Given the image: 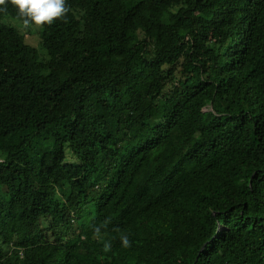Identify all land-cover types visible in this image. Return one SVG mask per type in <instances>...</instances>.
<instances>
[{
	"label": "trees",
	"instance_id": "16d2710c",
	"mask_svg": "<svg viewBox=\"0 0 264 264\" xmlns=\"http://www.w3.org/2000/svg\"><path fill=\"white\" fill-rule=\"evenodd\" d=\"M67 4L0 12V264H264V0Z\"/></svg>",
	"mask_w": 264,
	"mask_h": 264
},
{
	"label": "clouds",
	"instance_id": "9594fccd",
	"mask_svg": "<svg viewBox=\"0 0 264 264\" xmlns=\"http://www.w3.org/2000/svg\"><path fill=\"white\" fill-rule=\"evenodd\" d=\"M9 3L17 9L23 29H28L33 25L42 28L44 25H51L57 20L67 22V14L70 11L67 0H0V12H7ZM108 223L109 221L105 220L100 226H93L94 238L103 239L101 228L107 227ZM121 240L124 247L131 246L127 235L122 234ZM110 250L111 244L106 242L104 251Z\"/></svg>",
	"mask_w": 264,
	"mask_h": 264
},
{
	"label": "rangeland",
	"instance_id": "374dc122",
	"mask_svg": "<svg viewBox=\"0 0 264 264\" xmlns=\"http://www.w3.org/2000/svg\"><path fill=\"white\" fill-rule=\"evenodd\" d=\"M13 23L19 26L22 33L25 34L28 43L32 44L34 47L37 48V50H39L40 59L45 60L47 58V54L40 44L38 33L35 30L23 29L22 23L19 22L18 20L17 21L13 20ZM206 108L208 109V107Z\"/></svg>",
	"mask_w": 264,
	"mask_h": 264
}]
</instances>
